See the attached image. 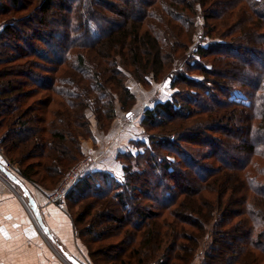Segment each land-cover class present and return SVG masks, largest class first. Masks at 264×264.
Instances as JSON below:
<instances>
[{"label": "trees", "instance_id": "1", "mask_svg": "<svg viewBox=\"0 0 264 264\" xmlns=\"http://www.w3.org/2000/svg\"><path fill=\"white\" fill-rule=\"evenodd\" d=\"M26 1L0 0V15ZM36 1L18 19L28 22L25 32L9 23L0 30L16 42L0 58V79H8L0 81V151L20 166L19 178L35 184L32 164H21L27 158L43 171L42 185L75 164L81 139L91 137L87 111L101 124L115 114L111 88L132 98L123 66L142 83L166 72L174 92L139 115L145 133L135 155H119L121 181L93 171L87 181H99L80 192L115 200L122 214L108 220L118 229L131 217L119 232L135 246L128 264H146L162 246L152 264H189L196 231L216 215L204 264H264L253 255H264V0ZM199 10L206 31L195 40ZM212 34L222 41H205Z\"/></svg>", "mask_w": 264, "mask_h": 264}, {"label": "rangeland", "instance_id": "2", "mask_svg": "<svg viewBox=\"0 0 264 264\" xmlns=\"http://www.w3.org/2000/svg\"><path fill=\"white\" fill-rule=\"evenodd\" d=\"M30 1L25 2L26 5L23 6V10L19 9L16 12H10L6 15L3 14L2 16L0 15V30L2 29V26L4 24L9 23L13 25L16 34L18 33V35H20L21 32H25L26 28H28V22L19 21V18L21 16L30 14L31 10L35 7V5H37L36 0ZM132 1L135 2L134 0ZM29 2L30 4L28 5ZM154 8L158 9L156 7ZM217 11H219L218 8L213 9L214 14L217 13ZM201 14L202 12L201 10H199L194 26L195 40H197L198 35L204 34V31H206L203 28L205 25V20L202 18ZM30 22L33 23L34 21L30 20ZM213 35L214 34L208 36L209 39L206 38L207 40L205 41L209 40L210 42H212L215 41V39L218 42L222 41L218 38H215ZM3 36L4 37L0 39V58L9 56L7 55L9 51L8 45L16 43L13 36L5 33L3 34ZM210 38H212V40H210ZM225 40L228 45H240L239 43H236L234 41H228L229 39ZM189 50H186L184 54L183 52H181V54L175 55V61L172 63L171 70H173V68L176 69L178 65L181 66V62L185 61L184 58H186ZM223 52L224 51H219L220 54ZM182 55L184 56L181 57ZM179 57L181 58L179 59ZM204 59L206 61L210 60L211 62L210 56H206V58ZM205 60L203 62H205ZM120 70L122 72L121 75L123 83L125 87H127V89L130 91L132 98L128 99V97H123L120 89L111 88L113 91V96L117 95L116 92L119 94L117 95V98L116 100H114L113 104L115 108V114L114 117L107 119L101 124L97 123L96 119H94V115L91 112L87 111V118L90 121L89 131L91 137L81 139L80 148L82 150V154L78 157L73 166H70L67 169L65 168L64 173L60 177H56L54 181L52 180L53 178H51L50 181L48 179L46 183H43L42 185V183L40 184L36 181L37 175H43V171L41 170V168L37 166V164H35L36 160L27 158L21 163L25 166L32 164L33 171L37 173L34 175L35 177H32V179L35 180V184L30 183V181L28 182L26 180L33 186L35 190L38 189V191H40L41 193H47V199L49 202L55 201L57 204L61 201L64 202L63 207L66 210L70 221H72L73 231L76 235V238L83 244L84 248L86 249V264H128L135 261V258H132L130 254L132 247L135 246H127L126 242L123 240L124 238L119 234V232L127 229V225H129L128 221L131 220V217L125 215V217L123 218V227L119 226L120 228L118 229L117 227H115L117 226L116 223L112 224L109 222L110 220H108L112 214L119 216L122 211L119 205L114 204L115 200L109 201L108 198L107 200H93L89 197H85V193L80 191L82 190L83 186L84 191L89 192L90 189H93V183H96L100 179L90 176L91 183L87 181L85 176L92 174L93 171H97H90V168L91 170L98 167H102L101 169L107 168V171L102 170L101 172H109L110 174H112V176L117 178V180L114 179V181H121L120 174L117 175L119 169L117 170V167H115L114 165L117 164V166L120 167L121 164L120 162H118V157L119 155H121V153H132L133 155H135V153L138 151L137 147H135V142L141 141L143 139L142 134L145 133V128L141 125H138L142 112L148 107H152L156 101L162 102V100L169 98L170 94L174 92L169 88L168 80H164L166 79V72L162 73V75L160 74L155 78H153L152 75L147 74V76H143L141 74L145 80L144 83H142L138 80L141 78H138L136 75H134L132 73V69L128 66H123V68H121ZM187 75H191L197 79L199 78L197 74H194L191 71H187ZM5 77L0 79V81L4 82L5 80H8ZM119 101H124L123 104L126 103L124 108L121 106ZM127 109L132 110L131 116H128V114L125 113ZM193 119L194 117L189 119L188 122H191ZM34 127L35 124L32 123L28 124L25 129L30 130ZM148 131L151 133H158V130L154 127L150 128ZM3 133H5V131L1 130L0 140L2 139ZM86 143H88L87 147L85 145ZM193 146L194 144L192 143L191 147ZM93 156H95L96 159H92ZM87 159H92V164H90L86 168V170H84V172L81 169L78 170L79 166H81ZM5 165H7L9 169H11L15 173L20 169L19 165L15 163H9L8 159L6 160ZM115 170L117 171L115 172ZM78 172L80 175L75 181L73 179L74 176H76L75 174ZM85 182L87 183V185L85 184ZM70 184L72 188H70ZM18 191L19 193H21V195L24 196V200L28 204L27 197L25 193H23L22 189L18 188ZM62 191L66 193L63 197V200H60V198H58L57 196V193H60ZM233 209L237 210L235 207ZM80 214L82 215L79 219ZM217 217L218 216L216 215L215 218ZM215 218L211 219V217L209 216L203 222V229L201 230V232L196 231L198 232L197 239L193 244V246L195 247L194 251L192 252L193 254L188 256V260L190 259L189 264H204V255L210 248L212 235L215 231ZM77 219H79L80 221H78ZM186 228L191 233L195 232L196 230V228H191L187 225ZM96 233L101 234L100 236H98V234ZM254 253V256H258L264 259V255H262V252L254 251ZM163 255L164 247L162 246V250H158L153 258H144V262H146V264H152V262L154 261L159 262L161 261L160 259ZM223 261L224 259L222 260V262Z\"/></svg>", "mask_w": 264, "mask_h": 264}, {"label": "crops", "instance_id": "3", "mask_svg": "<svg viewBox=\"0 0 264 264\" xmlns=\"http://www.w3.org/2000/svg\"><path fill=\"white\" fill-rule=\"evenodd\" d=\"M85 145L87 147L88 143ZM5 164L0 154V165L20 179ZM114 166L119 169L117 175L120 174V167ZM101 168H90V171H107ZM20 181L33 197L38 214L34 215L19 193L20 187L0 171V264H70L63 252L86 264V249L76 238L63 205L49 202L47 193L35 190L24 179Z\"/></svg>", "mask_w": 264, "mask_h": 264}, {"label": "water", "instance_id": "4", "mask_svg": "<svg viewBox=\"0 0 264 264\" xmlns=\"http://www.w3.org/2000/svg\"><path fill=\"white\" fill-rule=\"evenodd\" d=\"M0 171L2 174L5 175L6 178L10 179L13 183H15L20 189H22L23 193H25L27 200H28V206L31 207L32 211L34 212V215L38 214V207H36L33 197L30 193H28L27 189L25 188L24 184L20 179H18L14 174H12L8 169H6L4 166L0 165ZM63 256L70 264H83L77 261L74 257L70 256L67 252H63Z\"/></svg>", "mask_w": 264, "mask_h": 264}, {"label": "built area", "instance_id": "5", "mask_svg": "<svg viewBox=\"0 0 264 264\" xmlns=\"http://www.w3.org/2000/svg\"><path fill=\"white\" fill-rule=\"evenodd\" d=\"M0 154H2L1 151H0ZM92 159H95V156H93ZM92 159H87L86 161H84L83 164H82L81 166H79L78 170L81 169V170L84 172V170H86V168H87L90 164H92V163H91V162H92ZM78 170H77V171H78ZM75 175H76V176H74V179H73V180L76 181V179L79 177L80 174H79V172H78V173H76ZM70 186H71V184H70ZM65 193H66V192H64V191H62V192H60V193H57L58 198H60V200H63V197L65 196ZM59 203H60V205H63V204H64L63 201H61V202H59Z\"/></svg>", "mask_w": 264, "mask_h": 264}]
</instances>
